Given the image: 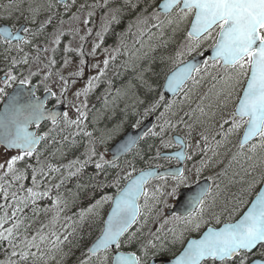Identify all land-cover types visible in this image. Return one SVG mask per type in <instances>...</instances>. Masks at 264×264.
<instances>
[{
	"label": "trees",
	"instance_id": "1",
	"mask_svg": "<svg viewBox=\"0 0 264 264\" xmlns=\"http://www.w3.org/2000/svg\"><path fill=\"white\" fill-rule=\"evenodd\" d=\"M26 1L27 3L21 4V7L28 8L31 0ZM158 1L160 0H128L129 6L124 5L123 8L121 7L122 11L117 13L119 23H114V30L116 28L117 30L110 35L109 48H112L113 52L114 47H119V52H115L116 59L108 66L104 79L99 81V88L96 90L98 101H95V106L88 110L89 114L85 119L88 132L92 135L85 136L83 133L86 131L76 129V125L65 123L64 118L59 119L55 125L47 122L41 127L43 139L36 149V154L27 158L26 161L18 162L17 167L21 169L31 165L27 168L28 178L23 181L26 187L31 186L33 167L37 169L43 167L45 172H49V166L60 169L51 171L43 178L38 175V183L42 185L39 190L51 189V191L48 196L39 199L35 205L29 203L23 213V216L27 217L25 225L29 227L27 232L23 227L20 229L19 238L22 239L25 234L31 238L37 232H42L47 237L41 244L45 257L38 261V264H80V261L85 260L89 256V246L102 231L105 216L111 205V200L105 201L103 198L113 197L140 169L147 166L163 168L173 162L172 159L159 158L157 153L170 150L171 134L182 132L183 127L186 130L187 144L196 139L201 146L205 142L201 139V134L208 136L207 150L202 151L205 146L200 147L202 148L200 152L193 157L198 158L201 155L200 159L188 160L186 171L188 172L190 164L195 160H198L197 168L200 167L201 160L208 161L207 166L199 172L198 176H206L212 181L208 200L212 198L216 202L213 208L216 216L220 217L221 223L217 224L216 216H208L205 213L199 230L192 226L186 227L182 220L177 223V226H171L168 218L163 217L162 210L171 200L169 193L175 182L173 177L165 178L160 182L162 184L159 183L157 186L158 192H156L157 187L149 190L150 193L156 192L155 199L150 197L148 200L151 211L144 207L145 200L144 197L142 198L141 216L125 233V237L135 233L136 239L132 244H122L120 249L142 255L141 245H147L149 241H152L157 248L149 247V259L152 258L153 251H160L161 243L164 245L162 254L156 257H173L181 250L187 237L193 235L196 230L199 234L200 230L207 226H219L226 221H234L245 210L262 184L259 182L254 187L248 188L253 180H261L264 165L259 164L258 159H247L248 156L253 155L248 151L251 142L245 146L244 154L237 155L240 152L238 141L243 128L229 135L219 147L216 145L217 140H223L219 133L226 132L228 129L227 124L221 129L220 124L216 123L220 118V111L233 110L239 88L227 107L216 105L212 108L207 107L210 100L214 98V93L205 100L203 106L209 115L201 117L203 123L196 124L193 119L184 117L187 124L193 125L191 135L185 123H177L185 112L195 109L196 105L201 103V101H195L199 93L201 97L205 96L213 84H216V91L220 90L222 84L217 81L225 75V69L220 64L213 67L212 62L208 61L207 71L202 67L199 73L195 72L196 78L200 79L199 85L193 88L190 80L180 95L170 100L164 98L155 112L145 114V109L163 95L162 85L167 74L179 63L213 43L212 40H208L196 52L188 54L186 32L191 18L188 21L176 22L175 11L171 17L160 14L159 19L154 18L153 12L157 10ZM137 8L143 13L139 15ZM6 10L8 11L9 8L6 7ZM4 14L7 13L4 12ZM138 18L142 22L138 23ZM170 18L173 23L168 22ZM122 25L123 28H118ZM121 40H123V46L120 44ZM178 52L185 54L178 56ZM108 75L109 77L106 78ZM213 77H216V80ZM117 89L121 90L119 95ZM189 89L192 91L189 92ZM125 90L127 95L124 94ZM185 92H188L190 100H185ZM168 102H175V104L171 111L165 112L164 104ZM162 112H165L163 117L160 115ZM172 112H176L177 115L173 116ZM212 112H215L214 116L210 114ZM196 115L199 116V113L197 112ZM150 116H155L156 127H152L121 161L104 163L108 161L105 158L104 161H100L101 152L96 148V142H103L109 146L127 129L139 126ZM159 119L170 120L176 124V127H167L162 135L153 136L151 133L159 132V126L164 123L158 124ZM45 133L48 135L44 136ZM162 140L165 143H162ZM92 148H95L97 155L92 156L89 161V150ZM190 151L191 149L188 151L189 155H191ZM213 152L216 155H213ZM234 156L235 159H233ZM76 161L84 163L83 168H80V164L75 163ZM97 162L103 164L101 169L96 168ZM253 164L257 166L251 167ZM127 166L129 172L123 174L122 171ZM78 168L79 171H77ZM70 172L76 174L70 175ZM56 185L59 187L57 188ZM11 191H16V187H13ZM23 194L19 193V195ZM57 198L59 203L54 205ZM97 201L101 203L97 205ZM0 203H3L2 198ZM42 225L43 228H41ZM56 237H59L62 243H59L58 247H53ZM156 237H159V240ZM10 251L7 242H0V260L6 259V254ZM28 264H32L31 259ZM91 264H98L96 257H92ZM109 264H111L110 259Z\"/></svg>",
	"mask_w": 264,
	"mask_h": 264
},
{
	"label": "snow or ice",
	"instance_id": "2",
	"mask_svg": "<svg viewBox=\"0 0 264 264\" xmlns=\"http://www.w3.org/2000/svg\"><path fill=\"white\" fill-rule=\"evenodd\" d=\"M108 3L109 0H104V6H107ZM73 4H75V0H73ZM6 7L12 9L8 13V18H11L13 12H20V15L23 16L20 5L16 4L15 0H10L9 5ZM53 7L52 0H46V2L31 0L27 8L28 16L25 19L29 24L36 25L35 31L28 26H22L16 29L15 32L11 31L8 27H4L0 29V40H3V43L9 48H19L20 42L31 44L32 39L45 35V30L51 28V32L45 38L46 40L50 39L53 45L59 46L61 44V38L66 35L63 30V25L66 21L61 18L54 24L53 13L38 22L41 14L52 13ZM70 7V5L65 3V12ZM84 7L85 5L81 4L77 11L79 12ZM156 9L153 12V16L156 19H159L161 11L169 17L175 11L176 22L188 21L191 18L190 30L187 32L186 37L188 41L186 46L187 53L191 54L196 52L204 42L212 40L213 43L210 47L213 50V55L209 58L212 61V66H217L219 62L220 66L225 69V75L217 81V83L222 84L220 90L216 91V84H213L209 93L200 97L201 103L195 109L185 112L184 116L177 120V123H185L189 129V135H191L193 125L187 124L184 117L193 119L196 124L203 123L201 117L209 115L203 106L205 100H208L214 93V98L210 100L207 107L212 108L214 105L227 107L232 101L233 94L239 88L240 91L235 98V108L230 120H225L220 124L221 129L229 122L231 123V127L227 129V132L219 133L223 140H217L216 145L219 147L222 142L227 140L229 135H233L243 128V136L239 143L240 152L237 155L244 154L243 150L245 146L251 142L248 151L253 155L248 156L247 159H258L259 164L264 165V0H163L162 3L156 5ZM119 11L120 9L118 8L110 9L108 13H105V17L102 18L105 20L102 29L95 33L99 42L93 43L91 49L92 55H95L97 49L104 42L105 33L108 32L109 26L112 23H119V17L117 15ZM92 15L93 13L89 12L88 19L83 20L85 25L91 22ZM109 16L110 18H108ZM76 20H79V16L73 13L68 17L67 23L70 24ZM137 22L140 23L142 21L138 18ZM168 22L173 23V20L170 18ZM130 28L131 25L129 26V30ZM21 31L25 36L20 35ZM78 31V29H69L68 34H76ZM91 34L92 29L89 28L87 35L90 36ZM28 35L32 39L27 38ZM85 38V36H81L80 40L83 42ZM13 41L16 43L14 44ZM120 44L123 46V40H121ZM35 47L38 55L34 59L39 61V53L41 51L47 52L48 48H42L39 45ZM19 50L23 51L22 48H19ZM52 50L55 52L56 48L53 47ZM64 51L66 53L75 51L79 52L81 56L84 55L83 44L78 49L65 46ZM104 51L108 52V49L105 48ZM113 52H119V47L114 49ZM184 54V52L177 53L178 56ZM115 59L116 56L113 54L103 60L102 68L99 65H95V67L99 68L98 74L88 78L84 87L75 93L76 97L79 98L83 95L87 98L88 94L97 86L94 82L100 80L105 74L110 60ZM23 62L25 64L28 63L27 54L24 55ZM12 63L16 64L18 61L13 58ZM68 63L69 59L65 57L64 65ZM80 63L84 64V60L81 59ZM55 64L56 60L52 58L49 59L45 67L50 69ZM208 66L209 62L207 60L204 61L203 67L205 71H207ZM200 70L201 66L197 63L184 64L183 67L174 71L168 78V89L174 93L181 91L187 87L186 82L188 80H191L192 86L195 88L200 84V79H197L193 75V72L199 73ZM34 74L31 73V75ZM50 75L51 71L49 70L47 76ZM71 75L82 77L83 68H80ZM60 79L64 83L63 93L67 89L68 80L63 76H60ZM213 79L216 80V77H213ZM13 80H16V76L12 75L11 71H9L5 83ZM27 82V79L20 81L21 84ZM73 83H75V80H73ZM109 83L111 82L109 81ZM120 91V89H117L118 95ZM190 91L192 89H189ZM3 92L4 89L0 88V93ZM124 94L127 95V90H125ZM184 96L185 100H190L188 92H185ZM163 100L164 96L161 95L158 101L145 109V114L155 112ZM174 104L175 102L164 104L165 112L171 111ZM42 108L43 105L40 102H29L28 105L18 109L10 121V126H5L6 131L3 137V143H5L7 148H15L19 152L6 159L3 163H0V198L3 199V203H0V213H2L0 214V242H7L11 249L6 254V259L0 260V264H28L30 259L32 264H38V261L43 260L45 257V253L41 250V244L47 239L46 235L42 234V232H37L31 238L25 234L20 239V229L23 227L25 232H27V228L29 227V225H25V219L27 217L23 216L24 210L28 207L29 203L35 205L39 199L48 196L51 191V189L39 190L42 185L38 183V175L43 178L49 175L51 171H59L60 169L49 166V172H45L43 167L39 169L33 167L31 171V186L26 187L23 181L28 178L27 168L31 167V165H27L25 169L17 167L18 162L26 161L27 158L36 154V146L43 139V137L28 131L29 123L38 122L43 117L44 112ZM86 108L87 100L85 99V102L80 107H76L78 115L75 120L69 119L68 113L64 112L65 123L76 126L82 124L84 119L87 118V111L82 109ZM165 112L160 114L161 117L165 115ZM197 112L199 116L196 115ZM210 114L214 116L215 112ZM172 115L175 116L177 113L172 112ZM56 117V113L48 114V118L52 120L54 125L56 124ZM153 127L156 126L153 125ZM159 127V132L151 133L153 136L162 135L167 127L175 128L176 124H173L170 120H165ZM83 134L89 137L92 135L90 132H84ZM47 135L48 133L44 134V136ZM253 138H255L254 142ZM201 139L206 142L208 136L201 134ZM161 142L165 143L163 140ZM196 145L199 147V141L196 142ZM186 147L191 149L192 144L189 143ZM206 150L207 144L202 151ZM89 151L88 160L90 161L92 156L97 155V152L95 148ZM157 155H159V152ZM194 155L195 153L188 155L183 151L175 153L177 160L184 159L190 161ZM213 155H216V153L213 152ZM99 156L100 161H104L103 154L101 153ZM233 159H235V156ZM37 160L39 162L38 154ZM75 163L80 164V168L84 166V163L80 161H76ZM104 163L110 162L104 161ZM207 164L208 161L201 160L200 167L196 169V173L199 174ZM256 166V164L251 165L253 168ZM102 167L103 164L101 162L96 163L97 169H101ZM79 170L78 168L77 171ZM184 173V169H178L177 172L171 173L175 183L169 193L170 195H177L180 187L186 183L187 177ZM69 174L75 175L76 173L70 172ZM152 175L153 173L150 172L142 173L124 189L119 190L120 194L114 199V207L105 222L100 237L92 247L88 248L89 256L85 260L80 261V264H91L92 257L97 258L98 264H109V259L111 260V264H150L149 247L152 249L157 248V245L152 241H149L147 245H141L142 255H137L135 252L125 253L120 251V248L122 244H132L136 239L135 233L127 237H125V233L128 232L129 228L141 216L140 206L137 204V199L141 195L145 200L144 207L151 211L148 200L150 197L155 199L159 187H157L156 192L150 193L144 185ZM161 178L163 179V177ZM259 182H264V172L261 173V180H253L249 183L248 188L254 187ZM13 187H16V191H11ZM56 187L58 188L59 185H56ZM19 193L24 194L19 195ZM210 194V187H201L196 193L188 197V204L192 211L188 212L184 217L174 216L173 219L176 221L182 220L186 227L192 226L199 229ZM112 199V197L103 198L105 201ZM58 203L59 198L54 201V205ZM96 203L99 205L101 201H97ZM215 219L217 224L221 223L219 216H216ZM43 227L42 225L41 228ZM122 238L124 239L122 240ZM156 239L159 240V237H156ZM65 240H67V237H65ZM59 243L62 242L59 240V237H56V243L53 244V247H58ZM163 247L164 245L161 243L160 251H153L151 253L153 260L157 255L162 254ZM32 249H36V251H32ZM172 264H264V188L256 193V197L251 202L250 207L247 208V211L239 219L235 222L226 221L222 227L215 229L209 228L199 239L191 240Z\"/></svg>",
	"mask_w": 264,
	"mask_h": 264
},
{
	"label": "flooded vegetation",
	"instance_id": "3",
	"mask_svg": "<svg viewBox=\"0 0 264 264\" xmlns=\"http://www.w3.org/2000/svg\"><path fill=\"white\" fill-rule=\"evenodd\" d=\"M41 2H46V0H41ZM9 3H10V0H0V27H8L11 31L15 32L16 29H19L22 26H28L30 29L35 31L36 25L29 24L27 22V20L25 19V17L28 16V12H27V10H25V8H27V7H21V4H25V3H27V1L26 0H15V3L20 5V9L23 12V16L20 15V12H13L11 18H8V13L10 11H12V9L9 8L8 11L6 10V6L9 5ZM52 3L54 4V7L52 9V13H42L41 16L38 18V22H39V20L45 19L47 15L54 13V16H53V23L54 24H56L59 21V19H61V18H63L66 21V23L63 25V29L65 32H66L67 27H71L73 29H78L80 26L82 28V30L80 32L84 33L83 36L86 37L83 42L81 41V44H83L84 55L81 56L79 54V52H75V51L74 52L77 54V57L79 56V57H81V59L84 60V64H82L84 66L83 67V76L78 81L85 83L89 77L94 76V72L93 73L90 72V68L87 67L88 65H90L89 62L88 63H85V62L89 61L90 56L92 57L90 50L92 49L93 45L90 46V44H91L92 38L94 36H96L94 33L96 28L99 27L100 30L102 29V26L105 22V20H103L102 18L105 17V13H108L110 9H117V8L120 9V11H122V8L124 5L129 6L128 0H109V3L107 6H104V0H75V4H73V0H52ZM65 3H67L68 5L71 6L67 12H65V9H64ZM81 4H84L85 7L78 12L77 9L80 7ZM93 6H95V7H93ZM4 12L7 14H4ZM89 12L93 13V15L91 16V22L89 24L85 25L83 23V20L88 19V13ZM137 12L139 15L143 13L138 8H137ZM73 13H76L80 18H82L80 24H79V22L70 23V24L67 23L68 17L71 16ZM108 18H110V16ZM89 28L92 29V34L90 36L87 35V31ZM114 28H115L114 23H112L109 26L108 32L105 33L104 42L106 44L109 43V39L111 38L110 35H111L112 31L114 30ZM118 28H120V27L118 26ZM50 32H51V28H47L45 30V35H42V36L37 37L35 39H32V37L30 35H28L27 38L32 39V43L31 44H24L23 42H20L19 48H22L23 51H20L19 48H16V47L9 48L7 45H5L3 43V40H0V82L4 85L7 73L9 71H11L12 75L16 76V80H14V82L11 83L9 91L16 84L20 83L21 80L27 79L28 82L25 84L29 85V86H31L33 84L35 85V95L37 97H42L44 94L49 93V91L53 94L52 98L46 102L47 106L53 107L55 105L63 103L67 108L66 101L56 98L54 95L55 90H53L52 88H49V86L47 87V84H46V80L50 79L51 77H53V79L58 77L59 80H61L60 76H63L64 78H67V76H69L68 82H70L75 77V76L71 75L73 73H70V74L66 73L64 71L65 69L61 68L63 66L61 63L64 61L65 57H67V55L64 51V48L66 46L64 44L65 36H63L61 38V44L59 45V47L55 46V45L51 46L50 44H48L50 39L46 40V38H45L47 36V34ZM20 34L22 36H25V34L22 31L20 32ZM81 35L79 37H81ZM13 43L15 44L16 42L13 41ZM36 45H39L42 48L43 47L48 48L47 52L41 51L39 53V56H40L39 61H36L34 59V57H36L38 55V53L36 51V47H35ZM53 47L56 48L55 52H53V50H52ZM89 48H90V50H89ZM100 48L97 49L96 52H100V54L103 53L104 58H105L104 55H106L107 57L110 56V48L105 47L108 49V52H105L104 50L100 51ZM102 51H104V52H102ZM60 53H61V57L59 56ZM25 54L28 55V63L27 64H25L23 62V57ZM13 58H15V60L18 61V63L13 64L12 63ZM52 58H54L56 60V64L52 65L50 67V69L46 68L45 65L48 64L49 59H52ZM81 59H80V61H81ZM80 61H79V64H81ZM111 62H112V60H110L109 65ZM49 70L51 71V75L47 76V73L49 72ZM31 73H35V74L31 75ZM46 76H47V78H46ZM3 89H4V86H3ZM85 99L87 100V106H88L89 101L87 98H84V96L82 99V103L85 102ZM174 164H177L176 160L171 162L168 166L174 165ZM186 164H187V161H186ZM184 174L187 177L186 183L187 184L189 183L188 186L194 185V184L200 182L202 179V178L190 179L189 174H187V173H184ZM158 182H160V180L151 183L149 188L153 189V188L157 187ZM211 183H212V181H211ZM215 204H216V202L212 198H209V200H207L205 209L206 208H208V209L205 213L208 214V216H214V217L216 216V211L213 208V206ZM141 210H142V208H141ZM205 213H204V215H206ZM219 215L221 216L220 213H219ZM174 216H180V215L172 214L170 216L171 221L169 224L171 226H177L178 225L177 223L179 222V221H176L175 219H173ZM215 227H218V226H215ZM204 229H201L200 230L201 232L199 234H198V230H199L198 229V230H196V232L193 235L187 237L184 245L186 244L188 239L194 238V237H199L201 235V233L204 231ZM184 245H183V247H184Z\"/></svg>",
	"mask_w": 264,
	"mask_h": 264
},
{
	"label": "water",
	"instance_id": "4",
	"mask_svg": "<svg viewBox=\"0 0 264 264\" xmlns=\"http://www.w3.org/2000/svg\"><path fill=\"white\" fill-rule=\"evenodd\" d=\"M162 2H163V0L160 1V3H162ZM160 13L164 14L162 11ZM190 26H191V22L189 24L187 32L190 30ZM2 28L3 27H0V29H2ZM212 55H213V50L210 47L209 49L204 51L202 54L193 56V57H195V59H193V57H192V58L186 60L185 62H183L182 64L176 66L171 72H169V74L166 76V78L164 80L163 87H162V92H163V95L165 96V98L173 97L179 93V91L174 93V92L170 91L167 87L168 78L171 76V74L174 71H177L179 68L183 67V65L186 63H197L200 66H202L203 62L207 58L209 59ZM49 98H50V94H45L41 98L36 97L34 94V87L33 86H31L29 88L26 87L25 85L16 86L7 95V97L5 98L4 102L2 103V105L0 107V145L2 147H4L5 149H7L8 151H12V150L19 151L18 149H15V148H7L5 143H3V137H4L5 131H6L5 126L6 125L10 126V121L13 119V117L17 113L18 109H20L22 106L28 105L29 102H31V103H36V102L42 103V105H43L42 111L44 112L43 117L40 118L38 122H31L28 124V131L29 132H32L35 135H37V133H36L37 127L42 122H44L46 120H51L50 118H48L49 113H56L57 114L56 120H57L58 117L63 112V107L58 106V107H55L53 109L47 108L45 106V102ZM153 120H154V118H153V116H151L140 127L136 128V129L135 128L129 129L120 139H118L109 149V153L111 154L110 160L116 161L121 156H123L125 153H127L129 150H131L139 142V140L142 138L144 133L151 127ZM32 125H34L33 128L31 127ZM37 136H41V135H37ZM173 140L176 144L180 145V148L178 150H175L172 152L162 153L161 156L162 157H171V158H175L177 160V158L175 157V153L182 152V151L185 152V143H184L183 138L178 136V135L173 136ZM39 143L37 144V146L39 145ZM37 146H36V148H37ZM184 161H185L184 159L178 160L179 165L171 166V167L164 168V169H160L158 167L144 169V170L140 171L139 173H137L136 175H134L132 178H130L126 182V184L124 185V187L122 189H124L132 180H134L136 177L140 176L142 173H149V172L153 173V175L148 178L146 184L148 183V181L150 179H157V178L163 177V176H172L171 173L177 172L178 169H183ZM201 187H209V182L204 180V181H201L192 187L183 188L179 192V195L176 199V202H175L173 208L171 210H169L167 212V214L179 213L181 215H186L188 212L192 211L191 207L188 204V197L191 194L196 193ZM262 188H264V182H263L262 186L260 187L259 191ZM119 194H120V192H118L112 199L111 207H110V209H109V211L105 217L103 228L105 226V222L107 221L109 215L111 214L112 208L114 207V199L116 197H118ZM141 197H142V195L137 199L138 205H139L138 201ZM255 197H254V199H255ZM250 205H251V203L249 204L248 207H250ZM247 208L245 211H247ZM222 226H220V227H222ZM209 228L215 229L214 227H208L204 232H206ZM203 233L197 238H190L188 240V242L186 243V245L184 246V248L182 249V251L177 256H179L183 252V250L187 247L188 243L191 240L199 239L203 235ZM100 235L94 240V242L90 245V247L93 246V244L100 237ZM125 253H130V252H125ZM176 257H174V258H160V259L155 258L154 260L152 259L150 261V264H158L160 262L162 264H172V262L175 260Z\"/></svg>",
	"mask_w": 264,
	"mask_h": 264
},
{
	"label": "rangeland",
	"instance_id": "5",
	"mask_svg": "<svg viewBox=\"0 0 264 264\" xmlns=\"http://www.w3.org/2000/svg\"><path fill=\"white\" fill-rule=\"evenodd\" d=\"M81 19L82 18L79 17V20L73 21L72 23L79 22V24H80L81 23ZM119 27L120 28H123V25L122 26H119ZM69 29H73V28H71V27H67L66 28V32H65L66 35H65L64 44L66 46H70L72 49H78V48H80L81 47V40H80V37L79 36L81 34H82L81 36L84 35V33H81L80 32L82 30V28L79 26V28H78L79 31L76 34H68V30ZM99 30H100L99 27H97L94 33H96ZM116 30H117V28L115 30H113L112 33L114 31H116ZM94 42H99L96 36H94L92 38L90 46L93 45ZM48 44H50L51 46L53 45L50 42V40H49ZM109 44H110V42L107 43V44L105 42H103L101 44L102 47L100 48V51L101 50H104L105 47H108L109 48L110 47ZM114 49H116V48L114 47ZM89 50H90V48H89ZM102 52H104V51H102ZM66 55H67V58L69 59V63L67 65H64V61L61 63L63 65L61 68L62 69H65L64 71L66 73H69V74L70 73H75L80 68H83L84 67L82 64H79V61H80L81 57H79V56L77 57V54L74 51L67 52ZM59 56L61 57V53L59 54ZM104 56H105V58L107 57L106 55H104ZM105 58L103 57V53L100 54V52H96L95 55H92V57L90 56L89 61H86L85 62V63H88L89 62L90 65H88L87 67L90 68V72H92V73L94 72V76H96V74H98V72H99V68L98 67H95V65H99V67L102 68L103 67V60ZM68 77L69 76H67V78H65V79L68 80ZM107 77H109V75ZM79 79H81V77H74L70 82H68L67 90H66L67 93L66 92H63L61 94V97H60V99L66 101V104H67L66 112L68 113V117L71 120H75L77 118V115L78 114L76 112V107H80L83 104L82 103L83 95H81L79 98H77L76 95H75V93L78 90L82 89L84 87V85L87 83V81L85 83L84 82H79L78 81ZM100 79L103 80L104 79L103 76ZM73 80H75V83H73ZM98 82L99 81L94 82V83H98ZM46 84H47V87L49 86V88H55L57 95H59L62 92V89H64V83H63V81L62 80H59V79H56L54 81L53 77H51L50 79L46 80ZM0 88H2L1 84H0ZM93 94L94 93H91L90 92L88 94V97L92 96ZM1 97H2V95L0 93V99H1ZM200 97H201V93H199L198 98L195 101H197V100L200 101ZM82 110H86L87 111V116H88L89 111L87 110V108L86 109H82ZM231 114H232V111L231 110H225V109L224 110H221L220 111V114H219L220 115V118H219L218 122L216 121V123L221 124L225 120H230V115ZM63 117H64V115H63ZM163 122H164L163 119H161V120L159 119L158 120V124L163 123ZM228 125H231V123L229 122ZM76 129H78V130H84L86 132L89 131V129L87 127V124L85 122V119H84V121H83L82 124H80L79 126H76ZM196 142L197 141L195 139L191 143L192 144L191 152H192V154L195 153V155H196V153H199L200 150L202 149L200 147L206 145V142H203L201 144V146L197 147ZM92 144H93V142H92ZM95 146L103 154L104 158L106 160H108V153H107L108 146L105 143L99 142V141L95 143ZM16 154H18V152H9V151L5 150L4 148L0 147V163H3L6 159H8L12 155H16ZM200 157H201V155H199L198 160L200 159ZM198 160H195L193 163L190 164L189 176L192 179H194L198 175L196 173L197 161ZM128 172H129V168L127 166V167L124 168V170L122 171V173L123 174H126ZM163 217L166 218L165 215H163Z\"/></svg>",
	"mask_w": 264,
	"mask_h": 264
}]
</instances>
